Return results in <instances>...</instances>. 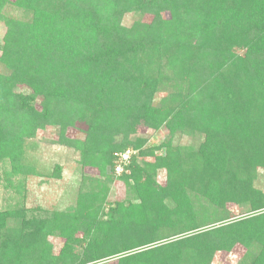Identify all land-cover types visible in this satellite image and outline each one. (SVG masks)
Returning <instances> with one entry per match:
<instances>
[{
	"label": "trees",
	"instance_id": "16d2710c",
	"mask_svg": "<svg viewBox=\"0 0 264 264\" xmlns=\"http://www.w3.org/2000/svg\"><path fill=\"white\" fill-rule=\"evenodd\" d=\"M8 2L0 0V19ZM12 4L19 15L4 18L0 41V161L23 173L24 139L48 125L56 128L57 143L77 148L81 165L96 166L101 175L78 205L57 211L55 219L22 218L4 231L8 219L23 216L24 209L0 210V264H92L110 258L115 264H210L216 252L236 244L244 249L237 264H264V191L255 185L257 168L264 169V0ZM165 9L169 21L160 15ZM130 12L153 17L124 25ZM158 64L157 76L174 91L168 127L175 120L172 131L194 128L202 138L193 150L161 157L164 185L155 179L154 165L143 160L153 152L132 134L139 122L157 128L167 114L128 97L148 85L143 66ZM191 69L199 90L190 96ZM16 85L29 87L31 94L15 91ZM37 96L45 98L40 110L31 104ZM79 105L89 125L85 140L68 139L64 132L78 126L81 113L73 109ZM128 148L136 153L117 178L131 197L105 209L114 153ZM60 170L54 165L51 175ZM200 201L212 206L209 215L199 209ZM229 203L239 207L238 215L228 212ZM54 223L66 238L58 256L38 240Z\"/></svg>",
	"mask_w": 264,
	"mask_h": 264
},
{
	"label": "rangeland",
	"instance_id": "374dc122",
	"mask_svg": "<svg viewBox=\"0 0 264 264\" xmlns=\"http://www.w3.org/2000/svg\"><path fill=\"white\" fill-rule=\"evenodd\" d=\"M8 1L1 11L3 18L0 19V41L7 29L4 18L8 19L9 17L19 15V11L12 4L15 0ZM160 15L166 21L171 19L168 9L162 11ZM152 17L151 14L142 15L138 12H130L124 14L121 21L124 25H130L137 19L149 22L152 20ZM235 53L241 55L243 49L236 48ZM184 58H186L185 54ZM175 62L173 61V63ZM160 68L159 64L150 67L143 66L141 73L145 74L148 85L143 89L144 92L139 93V95H137V89L135 88L136 91L131 92L128 97L130 100L138 99V106L146 102L152 109L161 111L164 115L167 114L166 118L161 121L157 128L145 125L144 122H139L136 124L135 132L132 134L133 139L137 138L142 141L141 146L143 149L153 152L151 155L143 157V160L154 165L155 179L159 184L164 185L166 171L162 167L161 157L170 153V151L172 154H175V149L181 151H186L187 149L193 150L199 145L202 138L199 139L198 132L194 128L189 129L179 126L172 131L170 125L175 124V120L168 127L167 123L172 119L173 110H175L173 107L175 102L171 98L174 91L170 87L171 85H169L168 80L157 76ZM189 74L191 87L188 89V93L191 96L199 90V82L197 81L198 77L195 69H191ZM14 90L28 95L31 94L30 88L25 85H16ZM146 93L149 94L150 99L144 98L143 95ZM44 99L42 96H37L32 100L31 104L35 110L41 109ZM75 110L73 109V114L77 112L79 115L82 112L80 105ZM81 116H83V113L77 118L75 116L71 117L78 120V126L68 127L64 132L66 138L85 140L86 130L89 125L86 117L83 116L84 119H81ZM120 138L121 135L118 134L115 142L119 143ZM56 139H58L56 128L48 125L46 128L36 130L32 138L24 139L21 155L25 161L23 162L25 167L23 169L24 172L21 174L14 173L7 162L0 161V210H9L14 213L18 207L24 209L23 216H17L18 218L16 217V219H8L7 227H4V231H9L12 228L15 229L19 223L22 224L26 219L35 218L41 221L50 218L55 219L56 215L54 216V214L58 213L57 211H67L74 208L78 205L79 197L84 196L90 187L97 184L96 181L101 175L98 168L92 165H81L79 150L73 146L57 143ZM54 165H59L61 168L57 175H51ZM109 174L113 176V181L110 182L108 187L105 209L116 201H122L131 197L132 194V191L130 193L126 184L117 178L118 175L114 174L113 170H110ZM256 174L255 185L264 191V169L261 167L257 168ZM200 203L199 209L202 207L203 213L209 215L210 211L213 210L212 206L204 201H200ZM226 206L230 214L235 216L240 213L237 205L229 203ZM218 224L219 222L216 223V225ZM50 227L44 232V238L40 235L38 236V240L41 242L45 240V243L51 246L52 254L58 256L66 243V238L60 233L59 223H54V230L52 229V225ZM206 227L204 226V228ZM77 232L74 235L78 237L82 236L80 232ZM243 252L242 245L236 244L228 251L216 252L210 264H237ZM92 264H115V260L114 258H110L104 261H95Z\"/></svg>",
	"mask_w": 264,
	"mask_h": 264
},
{
	"label": "built area",
	"instance_id": "2783aa9c",
	"mask_svg": "<svg viewBox=\"0 0 264 264\" xmlns=\"http://www.w3.org/2000/svg\"><path fill=\"white\" fill-rule=\"evenodd\" d=\"M136 152L133 149H126L124 151H118L114 153L115 161L113 166V171L115 174H120L124 171L125 167L129 164L130 158Z\"/></svg>",
	"mask_w": 264,
	"mask_h": 264
}]
</instances>
